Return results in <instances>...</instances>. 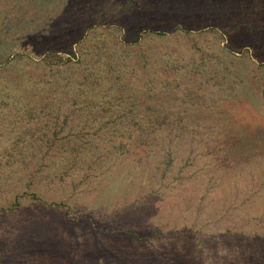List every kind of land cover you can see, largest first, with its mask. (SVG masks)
I'll list each match as a JSON object with an SVG mask.
<instances>
[{
    "label": "rangeland",
    "instance_id": "rangeland-1",
    "mask_svg": "<svg viewBox=\"0 0 264 264\" xmlns=\"http://www.w3.org/2000/svg\"><path fill=\"white\" fill-rule=\"evenodd\" d=\"M34 81V120L0 105V264H264V0H0V89Z\"/></svg>",
    "mask_w": 264,
    "mask_h": 264
},
{
    "label": "trees",
    "instance_id": "trees-1",
    "mask_svg": "<svg viewBox=\"0 0 264 264\" xmlns=\"http://www.w3.org/2000/svg\"><path fill=\"white\" fill-rule=\"evenodd\" d=\"M86 33H82V36L77 40V49L73 50L72 56L75 57L78 60L79 64L85 62L86 60L90 59L88 58L89 55L92 52H101V54L103 52L106 53L107 57L106 59H108L107 61V70L108 73L104 74L103 78H99V79H95L94 80V84H92V87H99L100 89H105L108 91H115L117 88L120 87V90L124 91L126 89V87L128 86V84H130V82L132 81V79H135L136 77H130L129 74L132 72L130 70V68H128L125 65V62L123 60V58L121 59L122 61H120L117 56V51H120L121 49L118 48V50H116V42L114 43V46L112 44H107L106 40L104 38H101V35L99 33H96L94 31H92V29H86L85 30ZM116 59V60H114ZM114 60V61H112ZM88 61H91L88 60ZM112 61V62H111ZM99 70V68H98ZM124 81V84H120L119 81L120 80ZM40 82V83H39ZM39 82H30V84L33 87H24V88H16L14 87L12 89V86H2L0 89V105L2 106L1 109H5L11 106H14V111H17L19 113H21L22 116H27V118H29L30 120H34L35 119V115L32 117L30 115H28L29 113H35V109H31V106L36 103L38 100H42V98L44 97V89L46 88L45 83L42 84L41 81ZM136 84L135 86L137 87V89L140 87L141 84L140 80L138 79L137 81H135ZM41 84V86H40ZM43 86V87H42ZM78 87L76 86V89ZM64 89L68 92L69 90L67 88L64 87ZM137 89L133 88V90L131 91V93L137 92ZM139 91H142L143 94H148L149 96V91L148 90H138V94H140ZM119 99L117 100L119 105H113V108L115 109H121L118 111H122L124 112V114H129L133 112V110H131L132 108H135L137 106V104H139V106H142L143 108L141 110H139V112H142L144 110V112H148L149 110V101H151L153 98V96H149V99H146L147 103H137V101H131L129 102V107L125 106L123 103V101H125V97L127 99H130L133 97V95L127 93V94H119ZM105 98V97H102ZM142 98V97H141ZM152 98V99H151ZM66 100V99H65ZM141 101H143L141 99ZM42 103V102H41ZM121 103V104H120ZM153 103V102H152ZM38 104V103H37ZM36 104V107H37ZM130 108V109H129ZM26 111H28L26 113ZM115 111V110H114ZM117 112V111H116ZM37 113V112H36ZM21 115H18L17 117H21ZM143 126L140 127L142 129V131L146 132L148 130H150L151 128L153 129V132H156V130H154V127H156V129L160 126V123L158 122V119L155 117L153 119H144L142 121ZM52 141H56L55 137L52 136ZM51 139H48V142L51 141ZM53 143V142H52ZM72 148V146H71ZM129 235L132 234V232L128 233ZM135 235V234H134ZM136 236V235H135Z\"/></svg>",
    "mask_w": 264,
    "mask_h": 264
}]
</instances>
